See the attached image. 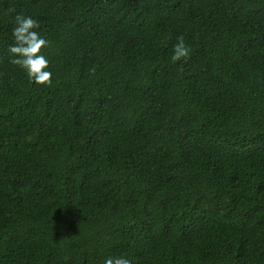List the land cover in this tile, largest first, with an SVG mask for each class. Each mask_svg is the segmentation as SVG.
Wrapping results in <instances>:
<instances>
[{
	"label": "trees",
	"instance_id": "trees-1",
	"mask_svg": "<svg viewBox=\"0 0 264 264\" xmlns=\"http://www.w3.org/2000/svg\"><path fill=\"white\" fill-rule=\"evenodd\" d=\"M109 256L264 264V0H0V264Z\"/></svg>",
	"mask_w": 264,
	"mask_h": 264
},
{
	"label": "clouds",
	"instance_id": "clouds-1",
	"mask_svg": "<svg viewBox=\"0 0 264 264\" xmlns=\"http://www.w3.org/2000/svg\"><path fill=\"white\" fill-rule=\"evenodd\" d=\"M12 29L13 43L6 49L9 63L23 70L29 81L39 86H51L53 74L47 70L49 60L43 55L50 42L42 37L37 29L40 23L31 16L19 13L15 16ZM190 47L186 45L184 37L180 36L173 46L172 61H180L189 57ZM104 264H132L126 256H109Z\"/></svg>",
	"mask_w": 264,
	"mask_h": 264
}]
</instances>
